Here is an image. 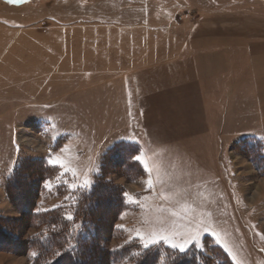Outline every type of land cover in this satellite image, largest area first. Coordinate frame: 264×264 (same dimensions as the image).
<instances>
[{"label": "rangeland", "instance_id": "1", "mask_svg": "<svg viewBox=\"0 0 264 264\" xmlns=\"http://www.w3.org/2000/svg\"><path fill=\"white\" fill-rule=\"evenodd\" d=\"M230 34L264 41V0H0V224L5 231L21 242L46 229L22 226L8 197L7 178L18 163L64 160L74 172L55 165L58 172L43 181L33 199L35 210L69 205L73 190L91 184L101 155L113 143L138 135L136 112L130 111L135 74L139 82L153 74L157 88L164 65L209 53L211 41ZM215 82L207 94L215 89L222 94L221 81ZM216 99L217 126L186 145L177 174L164 166V174L147 175L140 161L143 175L132 178L127 167H110V182L136 202L129 201L115 222L116 235L104 241L107 249L133 242L146 246L156 233L171 242L155 244L194 248L213 264H218L213 244L231 264H264V160L240 142L246 136L231 139L239 128H225L224 99ZM245 116L252 123L250 113ZM135 143L133 159L140 154ZM172 242L184 244L183 250ZM8 249L0 246V264L46 261ZM132 255L122 252L112 264H133Z\"/></svg>", "mask_w": 264, "mask_h": 264}, {"label": "crops", "instance_id": "2", "mask_svg": "<svg viewBox=\"0 0 264 264\" xmlns=\"http://www.w3.org/2000/svg\"><path fill=\"white\" fill-rule=\"evenodd\" d=\"M210 44L209 53L189 59L179 56V63L164 65L156 78L161 81L157 80V88L153 74L146 82H139L135 74L130 111L136 112L138 135L123 140L140 143L139 155L150 169H145L147 175L164 174V166L178 173L177 160L184 157L186 145L217 126L212 114L218 111L216 97L220 95L225 128H239L236 134H229L231 139L235 135L264 138V41H245L230 34L224 41ZM215 81H221L222 94L214 93L217 89L207 94V88L213 91ZM247 113L252 123H246Z\"/></svg>", "mask_w": 264, "mask_h": 264}, {"label": "trees", "instance_id": "3", "mask_svg": "<svg viewBox=\"0 0 264 264\" xmlns=\"http://www.w3.org/2000/svg\"><path fill=\"white\" fill-rule=\"evenodd\" d=\"M240 142L255 157L264 160V140L246 136ZM137 153L135 142L113 143L101 155L98 171L88 188L73 190L69 205L46 210H35L37 204L33 197L39 193L43 181L58 172L57 166L41 158L18 163L7 178L8 197L21 214L22 226L46 229L20 242L0 224V246L8 247L12 252H31L34 261L46 260L42 261L44 264H112L122 252L134 253L133 264H213L194 248L178 251L161 243L141 246L133 242L117 250L106 248L104 241L117 233L115 222L130 207L124 188L108 179L110 167H127L129 178L134 173L135 176L143 175V166L133 159ZM212 246L218 264H231L221 247Z\"/></svg>", "mask_w": 264, "mask_h": 264}, {"label": "snow or ice", "instance_id": "4", "mask_svg": "<svg viewBox=\"0 0 264 264\" xmlns=\"http://www.w3.org/2000/svg\"><path fill=\"white\" fill-rule=\"evenodd\" d=\"M136 160H138L140 162H143L144 163V166H145V169L147 171H150V169L148 168V165H147V161L144 160V157H142L140 155H137L136 156ZM50 163L55 164V165H59L60 167L65 168L66 170H71V171L74 172L73 169L68 168L66 162L64 160H62L60 157L53 158L52 160H50ZM84 183L87 184V180H85ZM148 183H149V185H151L152 181L149 180ZM48 186L50 187V185H48ZM128 199H129L130 202H133V203L136 202L133 199V197L130 196V195L128 196ZM158 240H167V241H170L171 242L169 236H166V235H157L156 233H153L151 235L150 239L148 241H146V246H147L148 243H156ZM185 243H187V241H185ZM171 246L174 247V248L175 247H179V248H181V250H183V248H184V244H177V243H174V242L171 243Z\"/></svg>", "mask_w": 264, "mask_h": 264}]
</instances>
